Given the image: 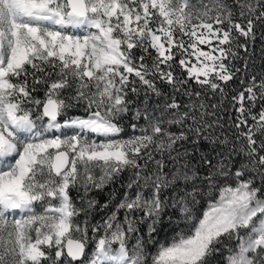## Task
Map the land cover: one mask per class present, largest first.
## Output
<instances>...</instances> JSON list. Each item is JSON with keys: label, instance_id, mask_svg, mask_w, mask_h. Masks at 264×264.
<instances>
[{"label": "snow or ice", "instance_id": "1", "mask_svg": "<svg viewBox=\"0 0 264 264\" xmlns=\"http://www.w3.org/2000/svg\"><path fill=\"white\" fill-rule=\"evenodd\" d=\"M258 33L264 0H0V264H264Z\"/></svg>", "mask_w": 264, "mask_h": 264}, {"label": "trees", "instance_id": "2", "mask_svg": "<svg viewBox=\"0 0 264 264\" xmlns=\"http://www.w3.org/2000/svg\"><path fill=\"white\" fill-rule=\"evenodd\" d=\"M253 58H254V63L252 64L249 71L250 73H255L259 77V75L264 74V40H261L259 38V33H258V39L254 45ZM141 123H143V121H141ZM109 190L110 189H105L104 193L92 192L90 193V195L95 196L102 204L107 200V192ZM73 195H75V193H73ZM119 198L120 197L118 196L117 199ZM113 203H115V201ZM203 207H206V205L202 206L200 213L201 215H202ZM102 215H104L103 212L97 213L95 218L99 219L100 216Z\"/></svg>", "mask_w": 264, "mask_h": 264}, {"label": "rangeland", "instance_id": "3", "mask_svg": "<svg viewBox=\"0 0 264 264\" xmlns=\"http://www.w3.org/2000/svg\"><path fill=\"white\" fill-rule=\"evenodd\" d=\"M200 47H201L202 49H204V50H207V46H205V45H200ZM38 210H41V209L38 208Z\"/></svg>", "mask_w": 264, "mask_h": 264}]
</instances>
